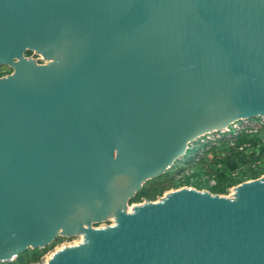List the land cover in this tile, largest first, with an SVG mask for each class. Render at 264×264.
Returning a JSON list of instances; mask_svg holds the SVG:
<instances>
[{"label":"water","instance_id":"95a60500","mask_svg":"<svg viewBox=\"0 0 264 264\" xmlns=\"http://www.w3.org/2000/svg\"><path fill=\"white\" fill-rule=\"evenodd\" d=\"M2 66L0 263L79 237L46 264H264V174L129 208L264 121V0H0Z\"/></svg>","mask_w":264,"mask_h":264},{"label":"trees","instance_id":"16d2710c","mask_svg":"<svg viewBox=\"0 0 264 264\" xmlns=\"http://www.w3.org/2000/svg\"><path fill=\"white\" fill-rule=\"evenodd\" d=\"M249 121L260 122L261 120L255 118ZM228 133L230 138L223 136L215 140L213 144H199L200 140H198L189 146L184 155L168 171L144 184L129 204L143 200L154 201L166 190L184 186L226 195L230 188L262 176L264 174V124L257 131L247 126L239 131L230 127ZM199 153L201 155H198ZM207 154H213L212 158L208 159ZM194 156L198 159L191 166V159ZM175 167L177 169L182 167V169L177 173L178 180L174 181L171 177ZM190 169H192L191 173L185 174ZM168 181L171 183L165 186ZM60 240L62 238H57L43 250H28L13 261L0 264H28L31 260H36V255L51 248Z\"/></svg>","mask_w":264,"mask_h":264},{"label":"rangeland","instance_id":"374dc122","mask_svg":"<svg viewBox=\"0 0 264 264\" xmlns=\"http://www.w3.org/2000/svg\"><path fill=\"white\" fill-rule=\"evenodd\" d=\"M27 57H31L30 55L29 56H27ZM10 73V70L7 68V67H4V66H2V67H0V76H5V75H8ZM262 124H264V121L263 120H261L260 122H256V121H246V122H244V123H242V124H240V125H236V126H234V128H235V131H239V130H241V129H243L244 127H248V128H250V129H254V131L256 130H258L259 128H261V125ZM234 133H236V132H234ZM223 136H226L227 138H230V135H229V133H228V131H224V132H221V133H215V134H212V135H210V136H207V137H205V138H202V139H200V141H199V144H204V143H208V144H213V143H215V140H217V139H221ZM198 155H201L200 153L198 154ZM207 156V158L208 159H211L212 158V156H213V154H207L206 155ZM197 156H194L192 159H191V166H193L194 164H195V162L197 161ZM191 168V167H190ZM204 168H205V166H204ZM182 169V167L181 168H179V169H177L176 167H175V169H174V174H173V176L171 177V178H173V180L175 181V180H178V177H177V173H178V171H180ZM193 169V168H192ZM192 169H190L189 171H186V173L185 174H189V173H191V170ZM171 179H169V181H170ZM180 180V179H179ZM166 182V184H165V186L166 185H169L171 182ZM184 187H186V186H184ZM181 188V187H180ZM193 188V187H192ZM178 189V188H177ZM232 189H233V187L232 188H230L229 190H228V193L226 194V195H230L231 193H232ZM173 190H175V189H172V188H170V189H168V190H166L163 194H162V196L165 194V193H167V192H170V191H173ZM162 196H160V197H162ZM159 198V197H158ZM158 198H156L154 201H156ZM143 201H141V202H137V203H132V204H130L129 205V208L131 207V205H135V204H141ZM106 224H109L108 222L106 223ZM80 242V238L79 237H76V238H62V240H60L59 242H56L51 248H49V249H47L46 251H44V252H42V253H40V254H38V255H36V260H31L28 264H46V262H47V260L50 258V256L52 255V253H54L55 251H57V250H59V249H61L62 247H64V246H70V245H76V244H78Z\"/></svg>","mask_w":264,"mask_h":264},{"label":"flooded vegetation","instance_id":"af4514ba","mask_svg":"<svg viewBox=\"0 0 264 264\" xmlns=\"http://www.w3.org/2000/svg\"><path fill=\"white\" fill-rule=\"evenodd\" d=\"M31 56V58H33L34 60H36V62L37 63H39V64H42L43 63V61H42V59L39 57V56H33V54L31 53V52H26V54H25V57H27V56ZM28 58V57H27ZM9 69V68H8ZM10 70V69H9ZM10 73H11V70H10ZM9 73V74H10ZM6 76V75H5ZM0 77H3V76H0Z\"/></svg>","mask_w":264,"mask_h":264}]
</instances>
